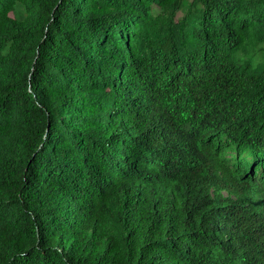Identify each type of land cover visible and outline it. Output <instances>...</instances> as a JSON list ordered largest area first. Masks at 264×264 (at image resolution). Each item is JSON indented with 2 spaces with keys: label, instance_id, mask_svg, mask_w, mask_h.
I'll return each instance as SVG.
<instances>
[{
  "label": "trees",
  "instance_id": "trees-1",
  "mask_svg": "<svg viewBox=\"0 0 264 264\" xmlns=\"http://www.w3.org/2000/svg\"><path fill=\"white\" fill-rule=\"evenodd\" d=\"M0 264H264V0H0Z\"/></svg>",
  "mask_w": 264,
  "mask_h": 264
},
{
  "label": "rangeland",
  "instance_id": "rangeland-1",
  "mask_svg": "<svg viewBox=\"0 0 264 264\" xmlns=\"http://www.w3.org/2000/svg\"><path fill=\"white\" fill-rule=\"evenodd\" d=\"M61 107V106H60Z\"/></svg>",
  "mask_w": 264,
  "mask_h": 264
}]
</instances>
